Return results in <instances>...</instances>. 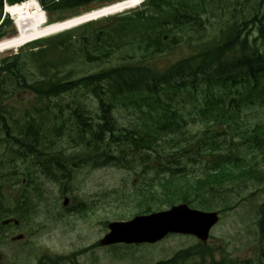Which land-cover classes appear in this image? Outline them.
Here are the masks:
<instances>
[{
	"label": "rangeland",
	"instance_id": "obj_1",
	"mask_svg": "<svg viewBox=\"0 0 264 264\" xmlns=\"http://www.w3.org/2000/svg\"><path fill=\"white\" fill-rule=\"evenodd\" d=\"M40 2L44 7H49L52 0ZM185 3L184 8L198 13L199 20H191L181 30L171 31L167 38L176 34L181 41L152 60L154 69L167 67L195 53L211 41H219L227 35L228 27L252 18L257 11L264 15V0H185ZM144 8L141 3L136 8L129 7L118 11L120 14L114 13L117 14L115 16L99 19L83 27L79 25L72 29L75 36L71 40L84 45L81 32L86 31L83 35L88 42L89 33L93 37L101 29H108L119 23V17L125 15L135 18L136 12ZM66 11L54 10L50 12V16L56 18L68 14ZM1 18L0 8V20ZM246 32L249 39L255 38L256 43L264 45L254 24H248L243 35ZM17 35L18 28L15 37ZM42 38L44 37L39 39ZM33 41L17 47L18 49L0 52V62L19 53L21 62L26 63V71L23 72L29 80L38 73L34 64L29 62V53L39 47ZM125 51L127 55L135 52L137 59L144 56L138 49ZM75 57V62L68 66L72 68L74 75L93 73L103 65H113L117 63V57L124 59L119 53L107 58L109 60L105 62L87 61L83 57L79 58L78 52ZM102 82V87L105 88L107 81ZM0 88V103L8 110V125L11 128L18 125V134L22 135L27 123L33 121L27 131L32 130L34 134L31 138L28 135L22 137L30 149L23 150L21 155L18 152L13 154L16 171L13 177L7 175L10 172L7 166L8 157L4 144L0 143V200L4 202V209H15L13 217L19 220V224H10L7 228L8 238L0 240V264H72V260L78 264H154L171 258L180 249L195 245L199 241L192 235L172 234L154 244L91 247L108 232V222L128 220L144 211L140 208L141 201L138 200L141 193L150 188L160 189L156 182V171L150 170L142 161L158 158L165 169H177L173 161L177 160L181 165V172L186 175L175 181L184 183L188 179L192 182L202 174L205 161L199 156L209 157L205 145L213 134V140L220 147V157L226 153L236 154L241 158L238 164L251 168L254 173L227 181L214 190L206 188L204 194L196 198L195 203L206 201L212 206V210L226 209L220 214L221 218L211 230L206 244L214 249L215 261H255L258 258L264 248V237L258 231V212L264 204V151L256 148L247 138L254 126L264 124V96L256 95L252 98L250 94L253 102L248 103V99L243 101L246 96L245 85L214 87L210 90L213 93L210 99L214 107L224 110L228 108L230 112L227 122H222L215 118L203 119L199 115L207 97L203 91L178 94L173 99L175 102L171 103V109L183 118L180 123L181 131L185 132L184 136L178 138V133L167 134L162 141L165 142L163 148L159 149L161 152L148 150L146 155L142 151L140 157L135 154L129 157V164L120 167L113 164L93 166L89 161L92 154H86L92 153L96 148L92 142H88L90 136H80L76 128L78 121L71 110L78 104L81 105L80 109L86 111V116L90 112L99 120V104L95 95L77 88L43 101L28 88H19L15 80L0 85ZM127 107L120 105L114 108L112 116L117 126L130 129L149 125L153 121L136 109ZM235 108L239 112L235 113ZM3 140L4 134L0 131V141ZM202 145L204 148H201ZM182 147L187 152H183ZM172 153H181V156L176 157ZM194 153H199L194 156L197 158L196 162L189 158ZM44 167L49 173L44 172ZM162 175L168 177L169 174L164 171ZM65 196L69 198L67 206L62 205ZM16 199H21L23 204L15 207ZM167 207L162 203L154 205L153 210H165ZM0 218L3 217L0 215ZM17 234H22L23 238L12 241V236ZM73 253L75 255L61 261V258ZM195 259V264H201L200 257ZM209 259L205 255L206 263Z\"/></svg>",
	"mask_w": 264,
	"mask_h": 264
},
{
	"label": "trees",
	"instance_id": "obj_2",
	"mask_svg": "<svg viewBox=\"0 0 264 264\" xmlns=\"http://www.w3.org/2000/svg\"><path fill=\"white\" fill-rule=\"evenodd\" d=\"M52 1L49 7L46 6L48 13L54 10H67L68 14L56 17L62 19L113 0ZM43 3H45L44 0ZM185 5V0H146L143 5L145 8L136 12L137 17L133 18L129 15L119 17L121 21L108 29H101L93 37L89 33L88 42L83 35L86 31L81 32L84 45L76 44V40H71L75 36V31L65 32L36 42L34 44H38L39 47L29 53V62L34 64L38 73L31 80L27 79L23 72L26 63L21 62L18 53L1 60L0 85L15 80L19 88H28L33 95L43 101L50 100L51 97H59L60 94L72 92L77 88L95 95L99 104V120L90 112H87L86 116V111L79 108L80 104L71 110L75 120L78 121L76 128L80 136L82 134L89 135L88 142H92L96 148L92 153L86 154L87 156L92 154L89 156V161L93 166L113 164L124 167L131 161L129 157H133L135 154L140 157L142 151L146 155L148 150L154 153L161 152L159 149L163 148L165 142L162 141L165 140L167 134L178 133V138L185 134L181 131L182 124L180 123L183 122V118L178 115L177 111L171 109V103L178 94L203 91L207 97L200 109V114L198 113L201 118H215L227 122L228 109L214 108L213 102L210 100V90L213 87L228 88L244 83L250 86L252 91L258 89L257 91L264 92V85H262L264 83V45L256 43L257 39L255 38L249 39V31L243 35L246 26L254 24L257 27L259 39L264 42V15H261L259 11L252 18L228 27L227 35L219 41H211L195 53L181 58L163 69L153 68L151 63L154 58L171 50L181 41V38L176 34L169 37V40L165 39L167 34H170L171 31L181 30L191 20H199L198 13L189 12L188 8H184ZM158 27L164 28L158 29ZM13 34H15V29L11 21L5 18L0 23V38ZM62 38L64 40H61ZM126 49L141 50L144 56L137 59L135 52L127 55ZM77 52L79 58L83 57L90 62L108 61L114 55L116 56V53L124 56V59L117 57L118 61L113 65H103L93 73L74 75L72 68L68 66L75 62ZM107 58L109 59L106 60ZM103 80L107 81L105 88L102 87ZM0 100H2V96H0ZM120 105L125 108H128L127 106L133 109L137 108L140 114L153 119V121L142 127L121 128L117 126L116 120L112 116L114 108ZM141 105H149L154 109L143 110ZM216 110L217 114H215ZM7 115L8 110L0 103V131L4 134V140L0 143L4 144L8 157L7 166L10 172L7 175L13 177L16 172L13 154L16 155L18 152L21 155L23 150L30 149L29 144L22 137L23 135H28V138L34 137L32 130L27 131L33 121L27 123L25 132L21 135L18 134V125L13 128L8 125ZM14 122L16 123V121ZM252 134L254 144L261 149L264 146V127H256ZM214 137L213 134L211 139L206 142L208 155H213L212 152L216 146ZM182 151L187 152L183 147ZM174 154L171 155L175 156ZM212 157L207 160L208 166L202 177L194 180L191 184L181 185L175 181V175L171 172L169 177L157 182L160 190L150 188L141 193L138 200L141 201L140 208L144 210L143 212L151 211L154 205H162V203L167 206L177 202L191 204L194 199L204 194L206 188L214 190L227 181L254 173L251 168L246 169L238 164L241 158L236 154L229 153L226 155V159L219 162L214 159L215 155ZM157 159H147L142 162H145L150 170H155L158 174V171L166 169L163 168L162 161ZM191 160L196 159L191 158ZM173 161L178 162L177 160ZM44 172L49 173L46 167H44ZM2 203L4 202L0 201V215L3 218L15 216V209L13 211L9 207L4 209ZM14 204L16 207L18 204H23V201L16 199ZM203 204L206 205V203ZM2 210L4 213H1ZM259 213L258 227L260 235L263 237L264 204L260 206ZM2 228L0 225V229ZM207 254L213 256V248L197 243L179 250L170 259L158 261L155 264H186L188 261L197 262L196 257L201 258V264H229L233 262L231 260L219 262L210 257V262L206 263L204 257ZM257 260V264H264V248L261 249ZM246 264L250 263L246 262Z\"/></svg>",
	"mask_w": 264,
	"mask_h": 264
},
{
	"label": "water",
	"instance_id": "obj_3",
	"mask_svg": "<svg viewBox=\"0 0 264 264\" xmlns=\"http://www.w3.org/2000/svg\"><path fill=\"white\" fill-rule=\"evenodd\" d=\"M68 199H64V205ZM216 213L190 210L187 205L172 206L168 210L135 216L128 221L108 224L109 232L100 241L101 245L116 243H153L168 233H185L206 241L209 230L217 221ZM9 221H4L7 223ZM17 223V221H14Z\"/></svg>",
	"mask_w": 264,
	"mask_h": 264
},
{
	"label": "bare ground",
	"instance_id": "obj_4",
	"mask_svg": "<svg viewBox=\"0 0 264 264\" xmlns=\"http://www.w3.org/2000/svg\"><path fill=\"white\" fill-rule=\"evenodd\" d=\"M139 3L140 0H118L111 4L83 12L81 15L78 14L76 17L73 16L67 19L58 20V22L54 21V23H49L47 21L44 11H42L41 8L33 1L15 6H7L6 11L15 19V24L18 28V35L16 37H14V35L12 37L5 38L7 40L1 39L4 41L0 40V52L8 49L13 50V48H17L33 40L36 41L41 37L52 34L55 35V33L70 30L83 23L85 24V22L88 23L87 21L91 22L117 15L119 14L117 13L118 11L129 7L136 8L137 5H140Z\"/></svg>",
	"mask_w": 264,
	"mask_h": 264
}]
</instances>
